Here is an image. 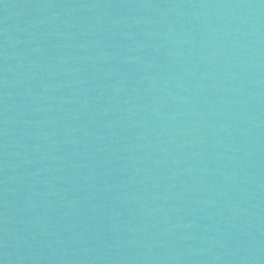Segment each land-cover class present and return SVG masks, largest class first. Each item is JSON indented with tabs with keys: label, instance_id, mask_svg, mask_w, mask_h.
<instances>
[{
	"label": "water",
	"instance_id": "water-1",
	"mask_svg": "<svg viewBox=\"0 0 264 264\" xmlns=\"http://www.w3.org/2000/svg\"><path fill=\"white\" fill-rule=\"evenodd\" d=\"M264 0H0V264H260Z\"/></svg>",
	"mask_w": 264,
	"mask_h": 264
}]
</instances>
